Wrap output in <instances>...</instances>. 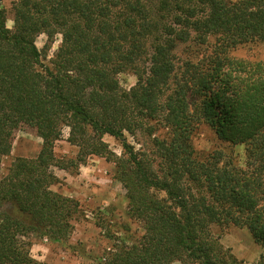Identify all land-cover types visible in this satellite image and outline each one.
<instances>
[{
  "label": "trees",
  "instance_id": "trees-1",
  "mask_svg": "<svg viewBox=\"0 0 264 264\" xmlns=\"http://www.w3.org/2000/svg\"><path fill=\"white\" fill-rule=\"evenodd\" d=\"M6 19L0 0V161L23 125L41 144L0 176V264H45L31 237L70 235L79 203L52 189L53 169L77 172L92 155L113 163L143 229L98 264H244L214 226L245 227L264 251V58L231 55L264 52V0H16ZM201 122L242 145L243 162L196 153ZM64 128L74 158L54 155Z\"/></svg>",
  "mask_w": 264,
  "mask_h": 264
},
{
  "label": "rangeland",
  "instance_id": "rangeland-1",
  "mask_svg": "<svg viewBox=\"0 0 264 264\" xmlns=\"http://www.w3.org/2000/svg\"><path fill=\"white\" fill-rule=\"evenodd\" d=\"M16 0H2L6 10V26L12 27V5ZM46 36L40 34L35 43L41 48ZM59 42L55 39L48 57L52 55ZM233 56L264 58V52L259 50L237 48L231 52ZM119 85L129 88L135 83V76L130 71L117 74ZM67 128L54 144V155L58 158H74L77 148L67 142ZM110 148L117 154L121 147L112 136L104 135ZM191 142L196 153H208L217 148L226 152L233 151L236 161L244 160L243 146L231 145L217 138L214 131L205 123H199L192 136ZM41 139L35 131L23 125L14 130L11 151L0 161V176L3 175L9 163L17 156L34 157L39 151ZM58 183L52 189L79 203L73 230L65 239L53 240L47 237H31V256L45 264H98L103 250L108 249L115 240L129 242L138 238L143 229L141 224L127 214V198L120 182L113 177L114 165L103 157L90 156L81 164L77 172L53 169ZM212 231L219 236L220 242L244 264H257L264 254L262 247L251 237L245 227L228 225L214 226ZM261 261V260H260ZM173 264H181L174 261ZM264 264V261H263Z\"/></svg>",
  "mask_w": 264,
  "mask_h": 264
}]
</instances>
